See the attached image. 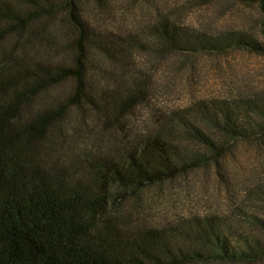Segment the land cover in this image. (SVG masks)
<instances>
[{"label": "trees", "instance_id": "1", "mask_svg": "<svg viewBox=\"0 0 264 264\" xmlns=\"http://www.w3.org/2000/svg\"><path fill=\"white\" fill-rule=\"evenodd\" d=\"M113 1L0 0V264H264V182L248 190L254 212L196 215L184 231L124 226L115 205L120 191L196 171L231 143L264 138V94L195 101L115 157L52 160V144L66 141L54 129L71 107H94L104 124L115 125L137 106L136 51L165 57L245 48L264 55V21L261 41L159 12L140 40V30L96 23L113 13ZM236 1L257 5L264 17V0ZM105 77L117 85L102 88ZM52 89L61 92L53 97ZM85 165L88 179L77 176Z\"/></svg>", "mask_w": 264, "mask_h": 264}, {"label": "rangeland", "instance_id": "2", "mask_svg": "<svg viewBox=\"0 0 264 264\" xmlns=\"http://www.w3.org/2000/svg\"><path fill=\"white\" fill-rule=\"evenodd\" d=\"M113 3L115 10L109 7L113 13L108 15L105 11L106 18L96 23L124 33L140 30V40L146 39L143 26L151 24L156 13L172 11L181 20L208 32L241 31L263 41L264 17L257 5L236 0H114ZM133 54L135 64L140 67L135 70L140 72L139 86H135L140 90L137 106L124 112L120 124L115 125L104 124L102 113L94 107H71L54 129L59 134L61 131L60 136L66 141L52 144V160L79 165L99 154L115 157L143 134L169 124L173 111L195 101L218 98L236 102L242 97L264 94V55L245 48L222 54L165 57L137 51ZM116 85L114 78L103 79L102 88L113 89ZM59 92L52 89L50 94L54 97ZM230 146L231 150L217 158V162L211 159L206 164L209 166L144 189L124 194L120 191L115 205L123 218L122 224L157 225L175 232L183 230L196 215L232 216L239 209L254 212L250 206L255 202L248 190L264 182V138ZM77 176L88 179L86 165L78 166Z\"/></svg>", "mask_w": 264, "mask_h": 264}]
</instances>
